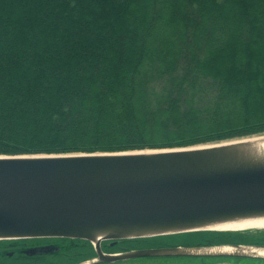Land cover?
<instances>
[{
  "label": "trees",
  "instance_id": "obj_1",
  "mask_svg": "<svg viewBox=\"0 0 264 264\" xmlns=\"http://www.w3.org/2000/svg\"><path fill=\"white\" fill-rule=\"evenodd\" d=\"M263 133L264 0H0V154Z\"/></svg>",
  "mask_w": 264,
  "mask_h": 264
},
{
  "label": "water",
  "instance_id": "obj_2",
  "mask_svg": "<svg viewBox=\"0 0 264 264\" xmlns=\"http://www.w3.org/2000/svg\"><path fill=\"white\" fill-rule=\"evenodd\" d=\"M253 138L122 151L2 154L0 239L59 236L99 243L221 230L210 225L262 216L264 150ZM205 248L155 251L189 255Z\"/></svg>",
  "mask_w": 264,
  "mask_h": 264
},
{
  "label": "flooded vegetation",
  "instance_id": "obj_3",
  "mask_svg": "<svg viewBox=\"0 0 264 264\" xmlns=\"http://www.w3.org/2000/svg\"><path fill=\"white\" fill-rule=\"evenodd\" d=\"M219 233H226L223 237L226 240L207 244L195 242V238L201 235ZM245 233L254 235L256 239L250 237L248 240H254L244 241ZM177 235L182 236L183 241L177 239L169 244L145 245L151 240ZM153 237L101 239L99 243L59 236L4 238L0 239V264H264V255L250 251L251 248H264V230L191 231ZM147 238L150 240L144 241ZM223 246H229L232 250H210ZM174 247L207 248L197 249L189 255L155 251ZM140 251L149 253L131 254Z\"/></svg>",
  "mask_w": 264,
  "mask_h": 264
},
{
  "label": "bare ground",
  "instance_id": "obj_4",
  "mask_svg": "<svg viewBox=\"0 0 264 264\" xmlns=\"http://www.w3.org/2000/svg\"><path fill=\"white\" fill-rule=\"evenodd\" d=\"M252 140L258 142L259 146L264 150V135L259 137H254ZM210 226L221 230H237V229H245L250 227L264 228V215L244 217L235 221L214 223L211 224ZM97 235L100 234L98 233ZM210 250L231 251L232 249H230L229 246H223L218 248H211ZM250 251L264 255V248H251Z\"/></svg>",
  "mask_w": 264,
  "mask_h": 264
},
{
  "label": "rangeland",
  "instance_id": "obj_5",
  "mask_svg": "<svg viewBox=\"0 0 264 264\" xmlns=\"http://www.w3.org/2000/svg\"><path fill=\"white\" fill-rule=\"evenodd\" d=\"M262 135H264V133L263 134H257V135H251V136H249V137H245V138H252V137H256V136H262ZM233 140H235V139H233ZM182 238V236H180V235H177V236H171V238H164V239H157V241L155 240V241H153V240H151L150 241V243H147V244H145L146 246H152V245H159L160 243H162V244H169V243H171V242H174V241H176L177 239H178V241H183V239H181ZM144 259H149V257H144ZM179 260H184V259H179ZM189 260H191V259H189ZM191 262V261H190Z\"/></svg>",
  "mask_w": 264,
  "mask_h": 264
}]
</instances>
